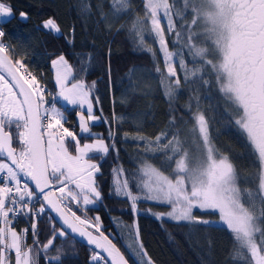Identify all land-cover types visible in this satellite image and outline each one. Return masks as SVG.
Returning a JSON list of instances; mask_svg holds the SVG:
<instances>
[{
    "label": "snow or ice",
    "instance_id": "snow-or-ice-1",
    "mask_svg": "<svg viewBox=\"0 0 264 264\" xmlns=\"http://www.w3.org/2000/svg\"><path fill=\"white\" fill-rule=\"evenodd\" d=\"M142 3L143 13L132 22V31L138 46L156 61L155 71L165 96L171 100L183 84L197 80L202 87H210L214 75L257 165L255 173L250 174L252 183L242 186L232 159L214 143L206 115L198 108L199 97L194 95L189 102L190 112L191 100L197 103V111L192 113L194 124L183 136L173 116L169 121L173 131L154 138L133 137L153 155L141 162L134 176L135 191L124 169H113V191L128 200L134 217L140 211L138 202L149 201L170 209L159 212L149 208L157 220L167 218L204 226L219 223L231 236L233 260L264 264V0ZM130 7V0H112L114 14L127 12ZM14 15L10 0H0V19L11 22ZM19 17L26 21L28 13L21 11ZM42 27L53 33L61 31L54 18L44 20ZM5 35L0 26V264H13L12 253L14 264H40L41 253L45 264H61V255L50 256L49 251L57 239L70 235L73 239L83 238L99 250L93 252L91 264H130L124 251L101 230L98 215L92 221L71 208L75 204L86 213L89 205L101 200L95 179L100 172L97 155L103 158L110 147L115 149L119 128L109 131L111 145L99 136L90 143H81L65 127L66 108L57 101L80 109L76 112L80 133L92 137V124L101 119L94 113V107L100 105L98 98L93 99L96 82L88 84L77 78L73 66L61 54L51 62L58 91L48 92L23 61L15 58V49L3 40ZM168 35L175 36L179 49L170 50ZM148 36L158 41L160 57ZM68 42L72 44L74 38L69 37ZM87 62H91V53ZM81 71L86 74L87 68ZM47 96L52 97L51 101ZM118 119L123 117L113 113L112 120ZM189 137L195 153L187 146ZM128 138L129 134L124 133V139ZM157 153L166 159L167 168L152 162L159 158ZM45 214L51 223V235L41 243L38 223ZM20 215L30 220L32 245L26 242L29 229L15 227ZM212 215H218L219 220L206 218ZM127 230L131 237L127 247L139 264H154L135 220Z\"/></svg>",
    "mask_w": 264,
    "mask_h": 264
},
{
    "label": "trees",
    "instance_id": "trees-1",
    "mask_svg": "<svg viewBox=\"0 0 264 264\" xmlns=\"http://www.w3.org/2000/svg\"><path fill=\"white\" fill-rule=\"evenodd\" d=\"M10 3L14 18L11 22H0V26L6 32L4 42L16 51L15 58L21 59L27 71L32 72L47 91L54 94L56 88L51 62L64 54L77 78L85 79L88 84L96 82L93 99L98 98L100 105L94 107V113L101 116V121L92 128L100 132L99 137L109 145L113 143L109 131L119 128L114 138L115 149L110 147L103 158L97 155L100 172L95 179L101 200L95 206L88 207L86 213L75 204L71 208L92 221L98 215L101 230L124 251L130 264H139L138 258L127 247L131 243L127 229L134 220L144 248L154 264H244L242 260H233L231 236L218 223L204 226L157 220L148 209L166 212L169 207L149 201L138 202L140 211L134 217L128 200L116 196L113 191V169L123 168L135 191L134 176L143 159L153 155L150 151L146 152L143 144L133 137L154 138L161 132L173 131L169 128L173 116L183 136L194 124L192 113L197 111L195 99L191 100L192 108L189 111V102L194 95L199 97L198 108L206 115L214 143L232 159L241 185L247 187L252 183L250 174L255 173L257 161L245 136L235 125L233 114L219 91L214 75L210 78V87H202L197 80L183 84L171 100L165 96L159 85V74L155 71L156 61L138 46L136 34L132 31V22L138 13H143L142 0H130L129 10L119 14H114L112 0H10ZM21 11L28 13L26 21H21ZM48 18H54L58 23L61 29L58 35L43 29L42 22ZM171 36L172 39L166 37L170 50L179 49L180 46L173 43ZM69 37L74 38L72 44L68 42ZM147 40L160 57L155 38L148 36ZM89 53L90 63L87 62ZM187 59L190 61V58ZM176 63L178 66V60ZM84 67L87 68L86 74L81 71ZM160 67H164L162 58ZM179 74L183 76L182 72ZM205 76L208 78L207 73ZM77 111L66 109L65 127H72ZM113 113L123 119L113 121ZM105 120L110 123H105ZM126 132L129 134L127 140L124 139ZM79 138L81 143L92 139L87 134ZM187 146L194 152L195 144L190 137ZM156 155L159 158L152 162L158 167L167 168L166 159L159 153ZM197 214L203 215L198 211ZM206 218L219 220L218 215ZM18 221L15 222L16 229H23L22 221ZM38 233L41 243L51 235L47 214L38 223ZM32 241L26 239L28 245H32ZM57 249L61 251L58 253ZM58 254L61 255V264H91L93 251L67 237L57 239L49 251L50 256ZM11 255L14 264V255ZM40 264H45L43 253Z\"/></svg>",
    "mask_w": 264,
    "mask_h": 264
},
{
    "label": "rangeland",
    "instance_id": "rangeland-1",
    "mask_svg": "<svg viewBox=\"0 0 264 264\" xmlns=\"http://www.w3.org/2000/svg\"><path fill=\"white\" fill-rule=\"evenodd\" d=\"M182 6V5H181ZM0 22H4V20L3 19H0ZM163 25L166 27V22H163ZM49 31V30H48ZM50 33H52L53 35H58L59 33H53V32H51V31H49ZM169 37H170V39H172V36L171 35H168ZM156 41V40H155ZM157 43H158V41H156ZM173 43L175 44V36L173 35ZM158 47H159V43L158 44H156ZM177 45V44H176ZM56 59V58H55ZM51 71H52V77H53V82H54V85H55V88H56V92L58 91V89H57V85H56V83H55V69H53V67H52V63H51ZM59 102V105L60 106H63V107H65L66 109H73L71 106H67V105H64L62 102H60V101H58ZM78 111H80V109H77ZM85 111H86V109H85ZM101 120H98V121H96V122H94L93 124H92V126L93 125H96V124H98L99 122H100ZM68 128V127H67ZM69 130H72L77 136H78V138L82 135L81 133H80V128H79V120H78V118H77V116H76V114H75V122L73 121L72 122V127L71 128H69ZM91 132H92V134H93V136L91 137L92 139L95 137V136H100V132H97V131H95L92 127H91ZM87 136H88V134H87ZM92 139H90L89 141H84V142H82V143H90V142H92ZM106 142V141H105ZM69 143L71 144V145H73L74 146V142H72L71 140H70V138H69ZM73 150H74V147H73ZM194 152L193 153H195V151H196V147H195V149L193 150ZM98 156H100V155H98ZM139 168H140V166H139ZM97 174V173H96ZM95 174V175H96ZM96 204H94V205H89L88 207H92V206H95ZM168 210H170V209H168ZM167 210V211H168ZM154 218H155V216L154 215H152ZM156 219V218H155ZM163 220H167V221H171V222H175V221H172V220H168L167 218H165V219H163ZM175 223H177V222H175ZM182 223H185V222H182ZM219 224V223H218ZM13 255H14V260H15V254L14 253H12Z\"/></svg>",
    "mask_w": 264,
    "mask_h": 264
},
{
    "label": "built area",
    "instance_id": "built-area-1",
    "mask_svg": "<svg viewBox=\"0 0 264 264\" xmlns=\"http://www.w3.org/2000/svg\"><path fill=\"white\" fill-rule=\"evenodd\" d=\"M46 88V86H44ZM47 90V88H46ZM49 101H51L52 97L51 96H47L46 97ZM18 220L22 221L23 223V229L24 228H28L29 229V232H28V235H27V238L26 239H33V236L31 234V224L29 223V219L25 218L23 215H20L18 216L16 219H15V222L17 221V223L19 222Z\"/></svg>",
    "mask_w": 264,
    "mask_h": 264
},
{
    "label": "water",
    "instance_id": "water-1",
    "mask_svg": "<svg viewBox=\"0 0 264 264\" xmlns=\"http://www.w3.org/2000/svg\"><path fill=\"white\" fill-rule=\"evenodd\" d=\"M52 215H55V214L53 213ZM58 226H59V225H58ZM68 237H70L71 239H73V237H72L71 235L68 236ZM73 240L76 241V242H78L79 244H81V245H83V246L89 248V249L92 250L93 252H94V251H99V250L94 249V246L88 245V244H87V241L84 240L83 238L79 237V236H76L75 239H73ZM109 264H110V262H109Z\"/></svg>",
    "mask_w": 264,
    "mask_h": 264
}]
</instances>
